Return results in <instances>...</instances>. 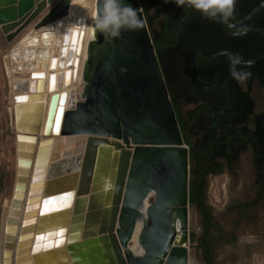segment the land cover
<instances>
[{"label":"water","instance_id":"1","mask_svg":"<svg viewBox=\"0 0 264 264\" xmlns=\"http://www.w3.org/2000/svg\"><path fill=\"white\" fill-rule=\"evenodd\" d=\"M67 2L0 0V33L6 42H11L29 25L37 29L64 14ZM123 3L138 10L143 27L122 30L119 37L106 40L99 31L93 33L92 19L82 58L78 100L60 117L58 132L86 136L78 173L74 175L76 189L72 207L62 211L61 224L67 223L65 246L62 243L58 251L65 260L63 264H189L187 146L140 0H123ZM98 7V0H93L92 17ZM263 7L264 0H261L239 20H231L233 28L248 19L253 21ZM188 14L181 17L174 31ZM82 19L73 21L77 26ZM257 29L251 25L245 30ZM221 51L235 55L230 49L208 53L200 47L192 48L190 74L204 87L225 82L228 101L233 107L227 78L206 83L199 81L194 73L195 52L214 58ZM5 59L3 56L4 63ZM263 60L264 53L250 61L253 65ZM263 75L264 72L259 76L261 82ZM39 81L36 90L41 88ZM61 94L65 92L51 94L49 98L43 133L48 132L46 127L57 133ZM29 95L33 94L27 98ZM35 103L36 111L29 124L17 112L29 102L17 100L13 104L15 126L20 130L30 133L38 130L43 103ZM131 240L138 251L128 246ZM48 251H39L34 256Z\"/></svg>","mask_w":264,"mask_h":264},{"label":"bare ground","instance_id":"2","mask_svg":"<svg viewBox=\"0 0 264 264\" xmlns=\"http://www.w3.org/2000/svg\"><path fill=\"white\" fill-rule=\"evenodd\" d=\"M92 3L93 0H68L64 14L53 21H47L37 29H34L32 25L28 26L26 28L28 31L20 36L5 55V69L10 78V112L15 131L16 174L3 221L0 264H63L65 261L62 260L63 257L58 251L62 243L56 244L61 237L54 234L63 232L62 239H64L67 223L61 224L64 216L62 211L70 210L72 207L76 189L74 175L78 173L86 135L53 133L51 129L43 133V121L51 94L65 92L63 112L73 108L78 100L82 58L93 18ZM76 18L79 20L83 18L77 26L73 21ZM79 30L82 36L78 37L76 44L73 45L72 32H79ZM65 37H67V43H65ZM76 49H79V52ZM54 59L56 66L53 68ZM67 73L71 75L66 83ZM34 74H43V76L41 78ZM53 76L55 86L51 88L49 82ZM38 80L41 82L40 90L33 87V85L36 87ZM28 94H33L24 100L29 104L17 110L19 115L21 113V116L26 118L27 124L36 111L35 102L43 103L41 123L38 130L33 133L20 130L19 126H15L13 117V104L17 102L15 96L27 97ZM16 134H18L17 137ZM21 137L24 139H20ZM38 169L43 179L34 184L33 178L37 175ZM68 193L72 194L68 206H62L64 202L60 201L49 206L56 210L44 212L45 200ZM56 194L59 195L56 196ZM30 206L32 211H28ZM2 212L3 209L1 215ZM52 215L54 217L49 219ZM192 216V211L189 209L187 216L189 223ZM25 221L35 222L26 225ZM41 236L48 239L39 241L38 248L37 237ZM63 246H65L64 243ZM128 246L138 251L133 240ZM50 248L54 249L51 251ZM47 249L50 250L47 254L34 256L37 252Z\"/></svg>","mask_w":264,"mask_h":264},{"label":"flooded vegetation","instance_id":"3","mask_svg":"<svg viewBox=\"0 0 264 264\" xmlns=\"http://www.w3.org/2000/svg\"><path fill=\"white\" fill-rule=\"evenodd\" d=\"M219 26L226 35L235 32L228 31L222 23ZM255 86L264 90L263 78L262 82L253 78L249 88L245 82L239 86L253 101L240 122L231 119L236 110L234 104H229L209 115L202 128L191 116L196 105L183 100L178 103L182 121L179 129L187 146V199L201 229L199 236L190 229V245L194 244V251L199 250L203 264L218 263L217 247L221 245L227 255L237 257L235 264H264V156L259 150L255 122L258 115L264 114V99L259 109H254ZM229 89L231 97L230 83ZM225 94L229 103L226 83ZM260 127L264 129V120ZM216 176L228 179L226 197L222 201L213 198L209 203L207 199L214 197V188L220 189L212 181Z\"/></svg>","mask_w":264,"mask_h":264},{"label":"trees","instance_id":"4","mask_svg":"<svg viewBox=\"0 0 264 264\" xmlns=\"http://www.w3.org/2000/svg\"><path fill=\"white\" fill-rule=\"evenodd\" d=\"M259 1L261 0H236L234 18L232 20L237 21L242 18ZM174 2L175 0H145L142 3V10L149 28L153 19L161 16L157 20L158 30H151V39L164 74L168 94L180 129L182 126L178 111L180 100L196 105L193 113L191 112V116L194 117L196 124L205 128V119L209 115L230 105L225 94V82L207 88L193 81L190 74L189 53L192 48L200 47L208 53L230 49L235 54L239 53L245 61L261 56L264 53V7L255 15L253 21L248 19L237 28L229 29L225 27L231 32L237 31L241 27L247 29L251 25L258 28L257 30H250L244 35L234 36L226 35L218 22L205 18L192 7L187 5L183 7L175 6ZM151 6H155V11L149 15L147 10ZM187 11H189V14L185 18L184 23L178 30L174 31L179 25L181 17ZM238 68L251 73V77L245 81L246 87L249 88L253 78H259L260 74L264 72V60L250 66L239 65ZM194 73L199 81L207 83L215 82L223 77L227 78L231 88V99L236 110L235 115H231V119L235 122L244 121L246 114L252 107L253 101L247 95V92L239 89L240 83L231 77L228 56L218 55L214 58H207L199 52H195ZM263 120L264 114L255 118L258 128L256 135L258 137L259 150L262 151L261 155L264 156V129L260 127ZM211 124H214V122H211ZM2 185V173H0V188ZM5 214L6 211L2 218V224ZM2 224L0 229V261Z\"/></svg>","mask_w":264,"mask_h":264},{"label":"rangeland","instance_id":"5","mask_svg":"<svg viewBox=\"0 0 264 264\" xmlns=\"http://www.w3.org/2000/svg\"><path fill=\"white\" fill-rule=\"evenodd\" d=\"M144 1L145 0H140L141 7ZM174 5L178 6L175 2ZM154 11H155V6H151L147 10V14L151 15L152 13H154ZM160 17L161 16L154 18L150 28L148 27L150 35H151V30H158L157 20ZM19 36L18 38H20ZM18 38L16 37L11 42H6V41L4 42L3 41L4 38L3 36H1L0 33V173H2V183H3L2 187L0 188V229L2 224V218L4 216V213L8 206V201L11 196L12 185L15 177V163H16L15 131L13 129L12 117L10 112V107H11V103H10L11 92L9 85L10 78L6 73V69H5L6 66L3 60V56H5L8 53L9 49L12 47V45H14V43L18 40ZM252 91H253L252 95L256 100L254 109L257 110L259 109V107L263 102L264 90L263 89L261 90L255 86ZM3 174H4V179H3ZM227 180H228L227 177L224 176H216L212 180L214 181V184L220 185V189L217 186L214 188V192H213L214 197H212L211 199L210 198L207 199L209 203L213 202L212 201L213 198L218 197L220 201H222L226 197L225 191L227 189ZM2 209L3 212L1 215ZM192 214L193 216L190 219V229L192 230V232H194L196 236H199L201 229L198 222V217L195 211H192ZM2 229H3V224H2ZM190 243L188 246L190 251L189 264H203L199 250L194 251L193 250L194 244L190 245ZM217 248H218L217 257L219 259L217 264H230V263L235 264L237 257L235 258V256L232 257L230 255H227L226 251L223 250L222 245L218 246Z\"/></svg>","mask_w":264,"mask_h":264},{"label":"clouds","instance_id":"6","mask_svg":"<svg viewBox=\"0 0 264 264\" xmlns=\"http://www.w3.org/2000/svg\"><path fill=\"white\" fill-rule=\"evenodd\" d=\"M178 6H190L200 12L205 18L224 24L232 29L230 22L234 18L236 0H175ZM98 10L93 15V33L99 31L106 40L119 37L122 30L135 31L143 27V21L138 16V10L123 0H98ZM246 30L242 27L233 32L234 36L244 35ZM222 56H228L230 74L238 83L243 84L251 77V73L239 69L238 66L251 65L250 60H243L239 53L235 55L221 51Z\"/></svg>","mask_w":264,"mask_h":264},{"label":"snow or ice","instance_id":"7","mask_svg":"<svg viewBox=\"0 0 264 264\" xmlns=\"http://www.w3.org/2000/svg\"><path fill=\"white\" fill-rule=\"evenodd\" d=\"M80 36H82V33L72 32V43H73V45L76 44L77 38L80 37ZM67 42H68L67 41V37H65V43H67ZM76 51L79 52V49H76ZM55 66H56V61L54 59L53 62H52V67L54 68ZM70 75H71V73H67L66 74V79H65V82L66 83L68 82V78L70 77ZM34 76H39V77L42 78L43 74H34ZM54 86H55V77L53 76L51 78V85H50V87L51 88H54ZM33 87L35 88V85H33ZM65 98H66V94H61V96L59 97L60 104H61V108H60L59 114H57V116H56V131H57V133L59 131L60 117H61V115L63 113V102H64V99ZM17 100L18 101H24V100H27V97H25V96L17 97ZM50 114H51V112H50ZM45 131L46 132L49 131V128L46 127ZM20 139H24V138L21 137ZM42 179H43V177H42V175H40V169H38L37 170V175L33 178V183L35 184V183H37V181L42 180ZM33 194H35V193H33ZM71 199H72V194L71 193H68V194H66L64 196L53 197L51 200H45L44 201V205H45L44 212H51V211L56 210L54 207H49V206L50 205H55V204H57L60 201H63L64 204L62 206L66 207V206H68L70 204ZM28 211H32V207L31 206L29 207ZM34 222L35 221H25V224L27 225L28 223H34ZM50 235H52V234H50ZM54 235L61 237V239H59V240L56 241V244L57 245L63 243V239H62L63 232H58V233H55ZM46 239H48V237H43V236L37 237L38 248H39V241L46 240ZM47 246L48 245H46V247ZM38 248H37V250H38Z\"/></svg>","mask_w":264,"mask_h":264},{"label":"crops","instance_id":"8","mask_svg":"<svg viewBox=\"0 0 264 264\" xmlns=\"http://www.w3.org/2000/svg\"><path fill=\"white\" fill-rule=\"evenodd\" d=\"M26 31H28V29H26V30H24L21 34H23V33H25ZM1 36H2V34H1ZM21 36V35H20ZM19 36V37H20ZM18 38V37H17ZM19 39V38H18ZM3 41L5 42V40L3 39ZM16 156V155H15ZM15 166H16V164H15ZM15 174H16V169H15ZM14 182H15V177H14ZM14 182H13V185H14ZM13 185H12V191H13ZM12 191H11V195H12ZM10 198H11V196H10Z\"/></svg>","mask_w":264,"mask_h":264}]
</instances>
